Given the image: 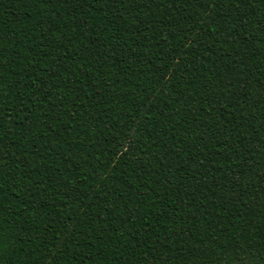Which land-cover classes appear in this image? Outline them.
<instances>
[{"label": "trees", "instance_id": "16d2710c", "mask_svg": "<svg viewBox=\"0 0 264 264\" xmlns=\"http://www.w3.org/2000/svg\"><path fill=\"white\" fill-rule=\"evenodd\" d=\"M0 264H264V0H0Z\"/></svg>", "mask_w": 264, "mask_h": 264}]
</instances>
